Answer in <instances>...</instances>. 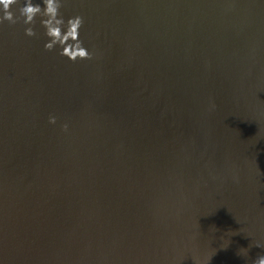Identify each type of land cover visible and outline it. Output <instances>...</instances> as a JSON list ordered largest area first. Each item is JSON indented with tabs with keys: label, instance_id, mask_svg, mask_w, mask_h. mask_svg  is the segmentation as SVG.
<instances>
[{
	"label": "water",
	"instance_id": "1",
	"mask_svg": "<svg viewBox=\"0 0 264 264\" xmlns=\"http://www.w3.org/2000/svg\"><path fill=\"white\" fill-rule=\"evenodd\" d=\"M59 11L83 18L91 59L44 49L39 16L31 37L0 25V264H252L264 0Z\"/></svg>",
	"mask_w": 264,
	"mask_h": 264
},
{
	"label": "clouds",
	"instance_id": "2",
	"mask_svg": "<svg viewBox=\"0 0 264 264\" xmlns=\"http://www.w3.org/2000/svg\"><path fill=\"white\" fill-rule=\"evenodd\" d=\"M62 2L63 0H0V25L5 21L9 24L20 22L27 25L24 27V34L31 37L36 34L32 25L39 16L47 38L43 43L44 49L51 51L55 48L60 56L72 62L91 59L93 53L79 38L83 18L76 14L65 19L59 11ZM13 6H16L15 14ZM56 120L55 115L48 116L50 124H55ZM61 129L67 131L68 124H61ZM255 245L264 247L259 243ZM252 264H264V254L258 255Z\"/></svg>",
	"mask_w": 264,
	"mask_h": 264
}]
</instances>
